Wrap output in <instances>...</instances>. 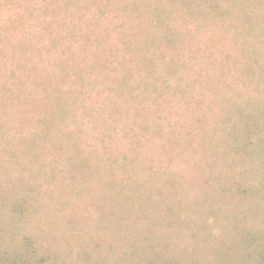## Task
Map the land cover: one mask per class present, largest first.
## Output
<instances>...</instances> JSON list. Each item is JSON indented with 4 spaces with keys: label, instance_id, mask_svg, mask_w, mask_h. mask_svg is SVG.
I'll return each instance as SVG.
<instances>
[{
    "label": "trees",
    "instance_id": "obj_1",
    "mask_svg": "<svg viewBox=\"0 0 264 264\" xmlns=\"http://www.w3.org/2000/svg\"><path fill=\"white\" fill-rule=\"evenodd\" d=\"M30 1L0 0V7L4 8L16 7L22 2L24 5L19 6L28 5L25 6L26 12H19L5 23L0 19V119L7 117L9 112V120H18L20 127L23 126L19 130L21 139L18 142L22 148L21 158H16L17 153L10 155L15 158L14 163L21 164L24 159L34 165L27 167L29 177L21 175L24 191L31 195L42 189L43 176L46 182L56 179L55 169L50 171L47 163V151L53 154L54 151H59L60 155L54 154V164L65 160L68 170L73 173L78 171L82 180L95 177L94 172L98 175L101 173L95 165L99 162L111 173L109 177L112 188L109 192L113 195L115 207L124 208L127 213L114 219L116 226L122 227V221L125 220H130L135 225L137 214L138 217L142 212L149 214L151 204L164 200L159 195L162 184L168 185L167 182L173 178H179L183 183L194 180L188 174L179 176L174 170L166 169L164 173H159L140 161L139 168L144 175L152 174L153 179L148 188V183L133 178L135 171H132L137 163V156L131 159L128 155L120 154L118 158H113L110 156L114 153L111 150L113 143L107 144L106 140L113 138L114 133L119 131L120 124L135 126L139 118L147 124L152 123L151 119H155V114L147 111L143 112L146 114L143 116L141 105L149 100L152 103L158 102L160 96L167 94L169 87L173 95L196 91L193 86L200 82V71L192 73V68L181 62L180 44L184 42L182 38L185 36L172 22L182 25L177 20L184 24L197 21L198 29L218 23L223 25V30L220 31H228L241 21L244 35L249 40V43L247 41L239 46L240 55L246 60L242 77L244 87L254 93L244 102L233 104L234 111L231 112V107L227 109L230 111L229 118L223 119L220 124L224 127H215L222 132L221 139L215 136L206 138L209 130L202 128L201 132L205 140H208V145L204 148L203 157L194 160V166L209 174L212 171L210 166L214 170L221 162L224 169L227 166H231L233 170L240 167L242 182L232 177L233 183L230 181L229 186H223L221 193H230L233 200H241L237 206L240 214L245 212L248 198L253 201L257 199L264 205V108H260L264 104V0H225V5L222 4L223 0H126L125 4L118 7L120 10L116 15L128 12L126 18L118 16L120 24L115 26L106 15L113 6V0H42L45 16L37 21L33 20L36 11L30 7ZM256 4L262 9L261 17V9H255ZM232 12L237 13L232 17L236 19L235 24L233 20L226 23L225 19L231 18ZM103 14L107 16V22H110L109 28H102L100 21ZM112 34L115 36L112 37ZM194 37L190 33V38ZM117 70L122 73V78H111L110 75ZM185 71L193 74L186 89L180 85V82L185 81ZM195 76L199 77L194 79ZM173 79L179 82V86L172 88ZM206 81L210 86L215 85L216 74L206 78ZM100 83L104 84V91L110 93L109 97H104L99 105L92 106L90 102H95L90 88ZM241 106H245L244 109ZM33 122L40 128L33 129L34 124L31 130L24 131ZM84 123L101 135L98 144L109 155L107 159L105 156V160H100L98 153H92L97 144L87 145V151L83 149L80 138L91 133L89 129H85ZM72 125L74 127L70 128ZM154 127L152 136L157 138L162 128L156 121ZM142 128L145 133L150 130L149 126ZM145 137L144 134L143 138ZM219 140L223 142L220 143ZM141 141L142 139L134 136L131 144L126 146L137 150V146L144 143ZM174 141L166 148L163 147L166 154H170L169 147L171 150L176 146L186 149L190 145L189 142L184 145L183 140ZM217 141V148L231 149L230 153L219 150L224 153L225 160L216 161L211 142ZM119 146V143L115 144V147ZM2 162L0 161L1 183V173H8L2 167ZM247 167L255 174L250 172L247 175ZM118 169L122 170L118 172L121 175L116 174ZM106 177L108 176L103 177L102 181ZM249 178L253 184L244 183ZM84 189L78 194H82ZM49 193L52 194L50 190ZM242 202L245 203L244 209ZM31 203V198L21 196L4 205L15 216L24 218L25 210L32 206ZM253 205L254 202L246 211ZM107 210L108 215L114 217L113 208H108L106 204L102 210V219L108 216ZM153 214V218L162 216L166 222L147 220L152 217L149 214L140 217L148 221L146 227H152L150 224L154 221V226L160 223L168 227L174 226L170 215ZM259 214L264 216V212ZM234 222L235 225L240 224L239 221ZM4 238L3 227L0 225V264H65L58 263V258L52 261L51 252L41 250L30 235L24 236L18 244L9 248L4 246ZM85 262L86 260L83 263Z\"/></svg>",
    "mask_w": 264,
    "mask_h": 264
},
{
    "label": "rangeland",
    "instance_id": "obj_2",
    "mask_svg": "<svg viewBox=\"0 0 264 264\" xmlns=\"http://www.w3.org/2000/svg\"><path fill=\"white\" fill-rule=\"evenodd\" d=\"M125 3L126 0H113V6L106 12L113 26L120 24L118 16L122 19L126 18L128 12H121L116 17L120 10L118 7ZM43 4L42 0L30 1V7L35 8L36 11V17L33 20L44 18ZM222 4L227 3L223 0ZM19 5L24 4L22 2L16 7L6 6L5 8L1 6L0 19L5 23L10 17L26 12L28 5L26 4V7ZM255 6L258 11L261 9L259 4ZM235 14L237 13L232 12L231 18L227 17L225 22L230 23L233 20L235 24L236 19H232ZM262 14L261 9L259 17ZM106 15L103 14L100 21L103 29L109 28L108 24H110L109 21L107 22ZM49 18L50 16L47 17ZM177 22L182 25L176 22L171 24L184 32L185 36L182 38L184 42L180 44L181 62L191 67L192 73L200 71V82L193 86L196 91L193 93L184 91V94L173 95L169 87L166 90L167 94L160 96L158 102L152 103L149 100L141 105L142 114L147 111L155 114V119H151L152 123H148L150 125L141 118L135 126L120 124L119 131L114 133L113 138L106 140L107 144L113 143L111 150L114 153L110 154L113 158H118L120 154L128 155L131 159L137 156L135 161L137 163L134 164L132 171H135L133 178L148 183L146 185L148 188L149 182L153 179L152 174L144 175L139 168L140 161L147 163L159 173H164L167 169L174 170L179 176L188 174L191 179L194 178L189 183L173 178L167 182L168 185L162 184V192L159 195L164 200L160 199L150 205L149 214L152 217L147 220L155 219L154 212L162 213L167 217L170 215L174 226L168 227L161 223L154 226L155 221L166 222V219L163 220L161 216L150 224L152 227H146L145 224L148 221L140 217L149 216V214L142 212L139 217L137 214L135 225H132L133 222L130 220H125V222L122 221V227H117L114 219L127 213L124 208L115 207L113 203V195L109 192L112 188L109 169L96 162V168H99L101 173L98 175L94 172L95 177L82 180L78 171L73 173L68 170L69 166L65 160L54 164V154L60 155L59 151H54V154L47 151V163L50 171L55 169L56 179H49L46 182L43 176L42 189L29 195L26 190L24 191L20 178L21 175L29 177L27 167H34V165L24 159L21 164L14 163L15 158L10 155L17 153L16 158H21L22 148L18 142L21 139L19 130L23 126L20 127L18 120H9L8 112L7 117L0 119V161H3L2 167L8 172L1 173L2 183L0 182V225L3 227L5 247L14 246L24 236L30 235L36 240L41 250L51 252L52 261L58 258V263L65 264H264V216L259 214L264 212V205L257 199L253 201L248 198L246 209L252 206L253 202L254 205L248 212L245 209V212L240 214L237 206L241 196L238 201L233 200L230 193H221L223 186L233 183L232 177L242 182L240 167L233 170L231 166H227L224 169L221 162L214 170L211 165L212 171L209 174L203 173V170H198L194 166V160L203 157L204 148L208 145V140H205L201 132L202 128L209 130L206 138L215 136L221 139L222 132L217 131L215 127H224L220 124L223 119L229 118L230 111L227 109L231 107V112L234 111L233 104L244 102L254 93V91L250 93L248 88L244 87L242 70L246 60L239 51V46L247 41L249 43V40L244 35L241 21L237 26L234 25L228 29L229 32L220 31L223 30V25L218 23L198 29L197 21L187 24L180 20ZM190 33L195 37L190 38ZM113 36L115 35L112 34ZM163 53L166 55L165 51ZM7 66L9 68V59ZM192 73L184 72L185 81L180 82L183 88L189 84L188 81L193 77ZM214 74H216L217 82L210 86L206 78ZM110 77L119 79L122 78V73L117 70ZM198 77L195 76L194 79ZM171 82L172 88L179 86L176 79ZM103 85L100 83L90 88L95 102H90L92 106L99 105L104 97H109L110 93L104 91ZM244 107L241 106L242 109ZM262 107L264 108V104L260 108ZM154 121L162 128L157 138L152 136L155 128ZM34 124V122L30 123L24 131L31 130ZM84 124L85 129H89L91 133L80 138L83 149L87 151V145L97 144L92 153H98L100 160H105V156L107 159L109 155L102 149V145L98 144V138L101 135L92 130V127L89 128L86 123ZM36 126L35 124L33 129L40 128ZM146 126L150 129L148 133H145L142 128ZM73 127L74 125L70 128ZM144 134L145 138H143ZM134 136L144 142L142 146H137V150L126 146L131 144ZM174 140H183L184 145L187 142L190 145L186 149L176 146L171 150L169 147L170 154H166L165 148ZM219 142L223 141L219 140ZM117 143L120 144L119 147H115ZM217 145H219L218 141L211 142L216 161L225 160L224 153L220 151L230 153L231 149L217 148ZM122 150L123 153H121ZM247 170V175H250L251 168L247 167ZM121 171L118 169L116 174ZM252 173L255 174V172ZM106 175L108 177L102 181ZM118 175L121 174L118 173ZM244 183L253 184V181L249 178ZM83 188L86 190L78 194ZM21 196L31 198L32 202V206L26 208L24 218L15 216L8 206L4 205ZM20 201L29 202L28 200ZM106 204L108 208H113V218L111 214L108 215V210L106 212L108 216L101 218ZM244 208L245 203L242 202V209ZM71 221H73L72 224ZM234 221H239L240 224L235 225ZM85 260L86 262L83 263Z\"/></svg>",
    "mask_w": 264,
    "mask_h": 264
}]
</instances>
